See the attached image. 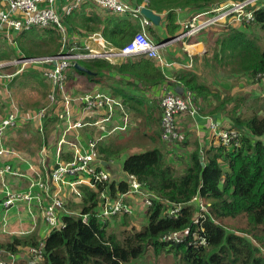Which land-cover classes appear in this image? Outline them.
<instances>
[{"label": "trees", "instance_id": "obj_1", "mask_svg": "<svg viewBox=\"0 0 264 264\" xmlns=\"http://www.w3.org/2000/svg\"><path fill=\"white\" fill-rule=\"evenodd\" d=\"M129 1L134 5H143L147 2L148 8L160 17L159 23L148 28V32L149 38L155 44L161 45L183 35L186 32L185 24L191 22L197 15L218 9L230 1L242 2L245 0ZM62 2L66 3L65 0ZM90 5L93 4H83L72 15L65 18L64 23L68 30L67 40L70 45L77 42L84 48V38L100 34L114 48L124 50L133 44L136 37L141 34L139 20L106 13L100 8L98 9L101 13H94L96 10L87 13L82 11V14L77 12ZM184 14L187 20L181 19ZM162 16L165 18L164 33L160 34L156 27L162 24ZM253 26L259 28L263 33L261 39L250 36L249 31ZM212 27L202 29L197 35H203ZM223 28L224 31L226 29L227 31H223L215 40V50L211 57L208 55L189 56L187 51L183 50L185 56L180 59L177 57L180 54L170 53L173 57L170 58V62L181 65L177 78L166 72L168 77H171L167 78L165 71L155 63L156 59L150 55L130 58L120 66L96 59L81 62V65L100 73V75L105 71L116 70L120 74L143 80L149 88L169 84L176 91L177 88L182 87L185 92L190 91L196 95L200 113L202 108L205 113L207 107L205 104L203 106V102L208 101L209 98L216 100L218 95H222L221 91L213 90L208 86L209 81L215 78V74L224 73V77L235 82L241 78H256L259 74H264V9L256 11L255 20L244 23L241 28L226 26ZM32 30L43 32L42 36L57 33L60 45H57L55 51L53 50L57 53L29 57L33 52L25 54L21 48L18 49L19 57L15 60L48 57L60 52V47L63 46L61 44L63 35L55 27L44 30L25 29L22 31L23 33L18 34L17 38L15 34L12 35V38L17 41L22 37V43H26L25 38L30 36L27 32ZM77 30L84 32L86 36L80 35L76 32ZM1 33H4L3 37L7 36L5 32ZM196 36L179 41L187 40L186 42L192 44L196 40ZM3 37L0 36V38ZM55 40L57 44V39ZM32 41L33 38L30 39V42ZM190 49L192 50V47ZM27 51L30 50L27 49ZM200 59L201 63H196ZM43 67V64L42 66L38 63L28 64L26 68L30 69V72L27 71L28 75L25 77L37 73V71L42 72ZM78 73L93 79V76L87 73L81 71ZM205 75L209 81L205 80ZM226 96L219 106L211 107L208 114L214 116L218 112L228 110L227 117L230 127L241 132L246 130L245 133L242 132L243 138L240 147L227 149L215 141L216 143H213L208 149L203 150L195 145L192 151V145L188 146L187 142L185 149L189 159L185 170L179 173L180 166L176 161L178 158L171 159L170 152L163 144H161V148L157 147L162 138L161 134L155 132L156 134L153 136L148 134L142 136L143 140L150 139L145 142L146 144L151 143L152 148L132 154L124 160L123 173L135 175L148 187L150 192L160 198L154 201L153 207L147 209V223L142 229L128 231L126 228L121 237H118L114 232L108 233L109 224L107 222L109 220L104 222L97 216L99 192L105 190L106 185L100 186L98 192L88 187H82L84 192L80 202L82 209L78 214L64 218L65 229L51 230L46 224L47 226L41 229V233L38 229L29 236L14 237V242L8 243L4 247L19 255L21 251H17V248L22 247L21 250H26L31 247H39L40 243L45 241L44 260L41 264H138L149 252L156 257L163 254L172 255L173 264H264V116H260L258 113L243 116L240 106L243 105L245 96H232L230 93ZM232 102L235 105L228 107V103ZM246 107H250V105ZM57 122L58 117L57 119H46L45 131L56 128ZM155 122L157 121L155 120ZM27 126L35 127L32 123H27L23 128L18 126L11 131L16 134L17 131L25 129ZM19 135L21 136L22 133ZM7 146L24 151V148L18 143L12 145L9 143ZM115 148L116 145H104L102 142L98 144L99 155H104L102 159L107 163L119 159L130 150L125 146L119 147L118 151ZM201 157H204V165H202ZM64 158L72 160L71 155ZM107 186L111 190L112 198L116 197L118 190L126 192L128 187L126 182L120 181V179L113 180L112 176L111 182ZM197 194L209 205V215L203 224L205 232L204 234L202 232L207 239V246L191 245L188 240L190 238L179 244L163 241L165 235L175 231H184L190 227L196 214L195 206L188 205L178 219H171L165 215V203H188ZM84 215L89 216L87 223L83 222L82 216ZM118 217L124 218V225H129L131 216H114L112 219H118ZM228 223H234V227L228 228ZM192 229L196 230L197 227L193 226ZM28 261V259H22L18 260L16 264H28Z\"/></svg>", "mask_w": 264, "mask_h": 264}, {"label": "built area", "instance_id": "obj_2", "mask_svg": "<svg viewBox=\"0 0 264 264\" xmlns=\"http://www.w3.org/2000/svg\"><path fill=\"white\" fill-rule=\"evenodd\" d=\"M0 0V32H5L11 39L14 32H22L25 29L37 28L48 29L55 27L64 37V44L60 52L53 56L40 59L21 58L15 60L23 67L28 64H43L41 72L43 79L49 85V93L45 106L36 110L25 111L17 101H11L10 109L6 116L0 119V194H3L2 206L8 213L12 208L17 207L23 201L27 202L26 208L29 214L34 217L33 203L41 211V216L51 230H63L66 228L64 218L72 214L65 209L66 198L74 196L82 199L84 192L82 187H88L98 192L100 186L105 190L99 192V204L97 216L104 220H111L114 216L129 215L137 217L138 213L146 212L154 206V201L160 198L150 192L148 187L135 175L125 174L120 180L127 183V191H117L116 197L112 198L108 184L111 182V175L103 167L104 161L99 155L98 144L113 136L116 132L125 131L131 122V118H121L123 125L115 123L117 111L125 112V103L114 98L103 91L80 92L73 86L71 72L76 71V66L81 62L91 61L97 58L108 59L111 62L118 60V57L129 56L124 50L112 49L105 53L93 52L90 46L82 48L77 42L70 45L68 42V30L64 23L65 18L81 7L83 4L91 3L98 6L106 13L127 16L139 20L141 23V37L147 48L140 51V54H147L154 57L162 70L170 68L174 63L169 62L159 49L169 42L161 45L155 44L148 36L147 30L154 25L153 21L143 15L142 10L148 7L146 2L143 5H134L129 0ZM60 4V5H59ZM264 9V0H245L242 2L230 1L228 4L212 9L208 12L197 15L191 22L185 24L186 32L172 42L179 41L197 35L202 29L212 26L242 27L244 23L255 20V12ZM96 37L102 39L103 44H109L100 34L89 36V40ZM136 40V39H135ZM85 50H92L86 53ZM14 63V62H13ZM12 63H0L2 69ZM47 65V66H46ZM46 66V67H45ZM85 67V66H83ZM191 67V66H190ZM23 70H19V74ZM261 74L259 76H263ZM14 75H8L12 77ZM167 78L168 77L166 73ZM0 78H4L0 74ZM171 80V79H170ZM161 138L164 142L177 147L183 141L185 135L181 123L182 117H191L195 120V129H199L197 117L200 114V106L196 101V95L187 91L178 94L168 87L161 89ZM101 114L103 116L100 118ZM99 116V118H93ZM58 117L57 127L59 141L54 153L55 164L51 165L50 148L43 146L40 150V157L37 162L28 160L24 153L6 146V138L9 132L18 126L23 127L32 123L41 133L45 132V120ZM94 120V121H91ZM205 126L208 134L222 147H240L243 133L238 129L221 125L213 117L205 118ZM86 127L95 129L93 138L83 142L80 133ZM11 136V135H10ZM57 136V138H58ZM177 153V152H176ZM72 156V160H65V156ZM17 160L20 163H27L28 174L21 169L14 168L10 161ZM7 176L26 178L29 186L25 191L15 190L7 181ZM165 215L171 219H178L188 205H194L196 214L192 219V225L184 231H175L163 237V241L179 244L188 239L192 245L207 246V239L203 235L205 230L204 221L209 215V205L197 194L188 203L166 202ZM83 222L87 223L89 216H82ZM7 220L4 228L9 229ZM197 227L193 230L192 227ZM203 232V234H202ZM45 241L39 247H31L27 251L30 264H41L44 260ZM26 252L19 255L0 249V264H16ZM24 254V255H22Z\"/></svg>", "mask_w": 264, "mask_h": 264}, {"label": "rangeland", "instance_id": "obj_3", "mask_svg": "<svg viewBox=\"0 0 264 264\" xmlns=\"http://www.w3.org/2000/svg\"><path fill=\"white\" fill-rule=\"evenodd\" d=\"M98 8L99 7L96 5H90L86 8L80 9V12L79 11L77 12L82 14V11L84 13H87V12L96 10V12L94 13H97V12L101 13V11H99ZM218 27L221 29L223 28L220 26ZM76 32H78L80 35L86 36L84 35V32L82 31L77 30ZM42 33L43 32L39 30H32V31L27 32V34H29L30 36L25 38L26 43H22L23 41L22 37L17 41H15L12 38V36H11V39L8 38L7 36L0 38V63H12L11 65L2 69L3 73L0 72V74L4 76V78H0V119L4 118L6 113L10 109L11 101H17L18 104H20V106H22V109L25 111L36 110L38 108H41L47 102V96L49 93V85L43 79L41 71H37V73H34L28 77H25L26 75H28L27 71L30 72V69L28 70L26 66L23 67L21 63L15 62V59L19 57L18 49H21V48H23L22 51L25 54L26 52L27 53L33 52L32 54L29 55V57L50 54V53H57V52H54L57 48V45H60V41H59V37L57 33H53L54 35L44 34L43 35L44 38L42 36ZM249 33L251 37L257 38V39H261L263 36V33L261 32V30L257 28L256 26H253L252 30L249 31ZM17 36L18 34L15 35L16 38ZM147 36L148 37L150 36L148 30H147ZM31 38H33L32 42H30ZM55 39H57V44H56ZM184 40L178 41V42L171 41L172 46L170 47L167 46L168 55H165V56H167V58L169 57L172 59L173 57L170 55V53L175 52L177 54H180L177 56L178 58L183 59L185 56L183 54L184 53L183 50H186L188 55L192 56L190 55L189 50L186 47L187 45H190V44L189 42H186L187 40L186 41ZM93 41H99V40L95 38ZM61 44L63 45L62 36H61ZM40 48H42L43 50ZM27 49H29L30 51H27ZM60 49H62V47H60ZM210 50H211L210 53H214L215 47L211 46ZM91 51L92 50H85L86 53H90ZM40 58H44V57H40ZM38 64L42 66V64L40 63ZM19 70H23L22 73L21 72L19 73L20 75L17 74ZM8 75H14V76L7 77ZM71 80H73V76ZM205 80L209 81L207 77L205 78ZM223 81L225 82L227 88H230L231 85H234L238 82L241 85L240 90L242 91L239 92V95L245 96L244 103H242L243 105L240 106L242 107L243 116L244 115L250 116L253 113H258L260 116H264V75L262 77L257 76L256 78H241L238 82L230 81V79L225 76L223 77ZM7 84L8 86H5ZM244 105L246 106L250 105V107H246ZM136 119L139 120V118L133 117V120L129 122L131 124V125L129 124L130 127L132 128L134 127L135 131L140 130L142 127V125L136 122ZM187 119L189 120L188 125H190L192 123V118L189 116V118ZM160 121H161V118H160ZM160 121L158 118L159 126H155L154 132L147 133L148 135L150 134L151 136H153L154 134H156L155 132H157L159 135L161 134ZM128 129L129 128H127L125 131H119L118 133H122V132L124 133ZM183 132H184L185 137L183 141L180 142L179 145H177V147H173L172 145L162 141V139H160L161 142H159V144L157 145L158 148H161V144L166 146L167 151H169L171 154L169 156L171 159L178 158V160L176 161L179 163V166H180L179 173L185 170L187 166V161L189 159L188 152L185 149L187 144L185 143L188 142V146L192 144V140L190 139L192 132H189L188 130H183ZM242 132L245 133L246 130H243ZM20 133H22L21 136L19 135ZM57 136H58V130L56 128H53L52 130L50 129V131H45L44 133H41L37 130L36 126L35 127L27 126V128L17 131L15 135L14 134L11 136L9 135L8 139L10 140L12 144L18 143L19 145H21L24 148L25 152H28V151L37 152L43 147L44 144H47V146H49L48 144L50 145L54 144L56 142ZM147 140H150V139L141 140L143 142L142 146L131 144V147L129 150L131 152V155L136 154V153H141L144 151H148L149 148H152L153 145L151 143L146 144L145 141ZM135 148H137V150L134 151ZM25 149L28 151H26ZM117 161L118 162L114 164L113 166H111V168L114 169V175H119L118 178L124 179L125 175L123 174L122 159L119 158ZM54 164H55V157H53V163L51 162V165H54ZM9 183L17 191H25L27 187L29 186V182L17 176L11 177V181ZM14 183L18 184L19 187H14L13 186ZM0 195H3V194H0ZM77 202H80V201H77ZM22 203L27 205L26 201H23ZM67 207L71 211L70 213L72 215L78 214V212L82 209V205L80 203L74 202L73 200L67 204ZM12 212H14V210H12ZM23 216L27 217V219L29 218L28 209L24 210ZM10 217L11 215L9 214V212L4 214L3 208H0V249H4L5 251L12 253L13 252L12 250L9 251L4 246L8 243H13L14 237H24L25 232L24 231L18 232L16 230H13L14 227L13 229H11L10 227L9 229H7V227L4 228V223L6 220L9 224H13L12 221L11 222L9 221ZM123 219L124 218L122 217H118V219L109 220L107 222V224H109L108 233L112 234V232H114L118 235V237H121L122 232L126 228H128V231H131L132 229L140 230L147 223L146 212L138 213L137 217L131 216V218H129L128 226L124 225ZM38 221H40L39 216H38ZM227 227L233 228L234 223H228ZM21 249L22 247H19V249L17 248V251L18 250L21 251L20 254L23 252H26L25 256H27L28 250H25V249L21 250ZM25 256L23 258H26ZM28 264H30V261H28ZM138 264H173V256L168 255V254H163L160 257H156L154 254H151L149 252L143 259H141L138 262Z\"/></svg>", "mask_w": 264, "mask_h": 264}, {"label": "crops", "instance_id": "obj_4", "mask_svg": "<svg viewBox=\"0 0 264 264\" xmlns=\"http://www.w3.org/2000/svg\"><path fill=\"white\" fill-rule=\"evenodd\" d=\"M181 19L187 20V18L185 17V14L182 15ZM164 20H165V18H164V16H162V24L160 26L157 25V27H156L157 32L160 34L164 33V25H163ZM235 28L238 29L241 27L235 26ZM223 31H224L223 28L221 30L219 27H212L209 30H207L203 35L202 34H200L199 36L195 35L197 38L195 37L196 40L193 41L194 43L186 46L187 49L189 50L190 55H192V56H203V55L207 56L208 55L209 57H211L212 53H210L211 52L210 47L211 46L215 47L214 42L219 37V35H221L223 33ZM226 31H227V29L224 32H226ZM13 34L16 35L19 33L14 32ZM3 35H4V33L0 32V36L3 37ZM139 38H141L143 43L145 42L143 40V38L141 37V34H140L136 37V40L134 41V43L125 49V52L130 54V56H127L124 58L118 57V60H115L114 62H111L108 59H104V58H97L96 60H105V61H108L109 63L113 64L114 66H120L122 64H125L127 62V60H129L130 58L142 57L139 55L138 56L135 55V54H138V53H140V51L145 49V48H142L141 43H139L135 48H131L138 41ZM97 39L100 40V38H98V37H97ZM93 40H89V38H84V46H90V48L93 50V52H99L101 54V53H105L107 51H111L112 49H114V47L112 45L103 44V42H101L102 40L100 41V43H95V42H93ZM199 40H202V41H199ZM175 42H178V41H175ZM167 46L168 47L172 46L171 41L166 46L161 47L159 49V52L161 55H163L165 57L166 60L170 61V58L169 57L167 58V56H165V55H168V50H167L168 47ZM190 47H192V50H190ZM115 49H117V48H115ZM118 50L120 51V49H118ZM184 51L186 52V50H184ZM190 51H192V52H190ZM37 58H40V57H37ZM2 61H4V60H2ZM201 61L202 60L200 59V60L196 61V63L197 62L201 63ZM155 63L160 65L157 60H155ZM172 63H174V65L170 68H167L166 72L168 74H172L173 77L177 78L179 69H181V65H179L176 62H172ZM4 64H8V63H4ZM199 66L202 67L201 64H199ZM91 72L93 73V74H91V76H93V79H90L85 74H81V73L79 74L78 71L71 72L70 73L71 78L73 76L72 84L75 85L80 92H91L94 90L95 91H103V92L108 93L109 95H112L114 98L121 100L122 102L124 101L125 112L117 111L116 115L114 117L117 119V120H115V123H117L118 125H123L121 118H126V117L131 118V121L133 120V117L139 118V120L136 119V122L138 124L142 125L140 130L135 131L134 127L133 128L130 127V125H131L130 124L127 127L129 129L126 132H124V133L123 132L122 133L116 132L113 136L107 137L106 140L103 141L102 143L104 145H116L115 149H117V151L119 150V147H121V146H125L129 149L131 144H135L137 146H142L143 142L142 141L138 142V140H142L141 137L147 136V133H153L155 126H159L158 118H159V121L161 118V108H160V97L162 95L161 89L163 90L165 87H168L169 90L174 91L175 88L169 84H167L165 86H155V87L149 88V87H147L146 83L143 80L138 79V78H131V76H129V75L120 74L118 71L113 70V69L110 70L109 72L105 71L101 75H100V73H97L94 71H91ZM2 73H3V71H2ZM223 77H224V73H217V74H215V78H213V80L210 81L208 84V86L210 88H212L213 90L221 91L222 95L221 96L218 95V99H216V100L209 98L208 101L206 100V102H203V106L205 104V107H207V108H205V110H206L205 113L203 112V108H202L201 113L197 117V121L199 122V129L198 130L195 129V120L194 119H192V123L190 125H188L189 120L187 118H189V117L185 116V117L181 118V123H182L183 129L188 130L189 132H192V135L190 136V139L192 140V144H191L192 145V151L194 150L195 145H198L201 149L204 150L205 148L206 149L210 148L211 145H213V143H216L215 140L207 132L208 130L206 129V126H205V122H206L205 118L206 117H213L217 121L221 122V125L226 126V127H230V121H229V118L227 117L228 110H223L220 113L218 112L214 116L208 114V112L211 111L210 108L219 106L222 102V99L227 97L226 96L227 94L230 93L232 96H242V95H239V92L242 91V90H240L241 85L239 84V82L234 84V85H231L230 88H227L225 82L223 81ZM205 78H206V75H205ZM217 79H219V81H217ZM5 86H8V84ZM234 105H235V103L232 102V103H228L227 106L232 107ZM240 109L242 110V107H240ZM102 116H103V114H101L100 118ZM93 118H99V116H93ZM155 120L157 122H155ZM91 121H94V120L91 119ZM160 126H161V121H160ZM80 133L82 134L83 142H85V141L93 138V136L95 135V129L91 128V127H86L83 130H81ZM13 134H14L13 131L9 132V135H13ZM58 141H59V136L56 139V142L54 144H52V145L48 144L49 146H47V144L43 145V146L50 148L51 155L49 157H50L52 163H53V156H54V153L56 152V146H57ZM9 143L12 145V143L10 142V140L7 137L6 138V146ZM40 150H38L37 152H33L32 154H30L29 152H25V151H20V152L27 155L26 158L28 160H30L31 162H37L38 158L40 157ZM135 150H137V148H135L134 151ZM130 155H131V152L128 150L123 156L120 157V159H122V164H123L124 160ZM100 156H101V158H103L102 156H104V155L100 154ZM117 160L118 159H114L110 163H107L103 160L105 162L103 165L106 167V169L108 170V172L112 176L113 180H119L120 179V178H118L119 175H114V169L111 168V166H113L114 164H116L118 162ZM10 164L14 168L21 169L25 174H28V172H29V166L27 163H20L17 160H12V161H10ZM0 166H3L2 162H0ZM22 179H25L28 182V180L26 178H22ZM120 180H122V179H120ZM7 181L8 182L11 181L10 176H7ZM13 186L19 187V185L16 183H14ZM82 199H77L74 196H69L68 198H66L65 209L67 211L71 212L69 210V208L67 207V204L70 203V201H72V200L76 203H80ZM77 201H80V202H77ZM2 202H3V195H0V208H3L4 214H5L6 210L2 206ZM25 209H27L26 205L23 203H19L17 205V207H14L9 211V214L11 215L9 221L13 222V224H9V227L11 229H13V227H14L13 230H16L18 232L24 231L25 236H29L31 234H34L38 229L40 230V233H41V229L47 225L41 216V211L39 209H37V204L33 203L32 211H33L34 217H32L30 214H29L28 219H27V217H24L23 213H24ZM12 210H14V212H12ZM38 213H39V215H38ZM38 216L40 217V221H38ZM24 254H22V255H24ZM25 257L26 258L21 257L20 260H22V259L23 260L24 259L29 260V258L27 256H25Z\"/></svg>", "mask_w": 264, "mask_h": 264}, {"label": "water", "instance_id": "obj_5", "mask_svg": "<svg viewBox=\"0 0 264 264\" xmlns=\"http://www.w3.org/2000/svg\"><path fill=\"white\" fill-rule=\"evenodd\" d=\"M142 13H143L144 16H146L151 21H153L154 24H158L159 23L160 17L154 11H152L150 8H148V7L143 8ZM135 55L138 56V54H135ZM140 55H143V54H140ZM35 59H40V58H35ZM76 69L78 71H81V72H84V73H87V74H90V75L93 74L86 67L80 66L79 64L76 66ZM176 92L178 94H182L184 92V89L182 87L177 88ZM201 162H202V165H204V157H201Z\"/></svg>", "mask_w": 264, "mask_h": 264}, {"label": "bare ground", "instance_id": "obj_6", "mask_svg": "<svg viewBox=\"0 0 264 264\" xmlns=\"http://www.w3.org/2000/svg\"><path fill=\"white\" fill-rule=\"evenodd\" d=\"M97 38V37H96ZM99 38V37H98ZM102 39L100 38L99 41H101ZM99 41H93L95 43H99ZM139 43L142 44V48H147V45L145 43H143V41L141 40V38L138 39V41L131 47V48H135Z\"/></svg>", "mask_w": 264, "mask_h": 264}]
</instances>
